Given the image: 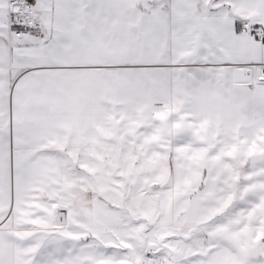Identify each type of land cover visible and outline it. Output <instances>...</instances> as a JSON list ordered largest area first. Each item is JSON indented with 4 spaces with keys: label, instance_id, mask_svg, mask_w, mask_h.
I'll use <instances>...</instances> for the list:
<instances>
[{
    "label": "snow or ice",
    "instance_id": "6c2138e0",
    "mask_svg": "<svg viewBox=\"0 0 264 264\" xmlns=\"http://www.w3.org/2000/svg\"><path fill=\"white\" fill-rule=\"evenodd\" d=\"M0 264H264V0H0Z\"/></svg>",
    "mask_w": 264,
    "mask_h": 264
}]
</instances>
